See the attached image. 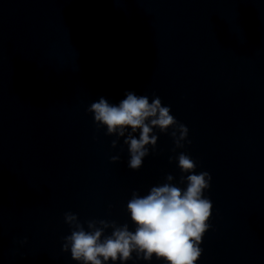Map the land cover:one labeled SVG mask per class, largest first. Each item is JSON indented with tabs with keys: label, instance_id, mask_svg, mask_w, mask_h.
Returning a JSON list of instances; mask_svg holds the SVG:
<instances>
[{
	"label": "clouds",
	"instance_id": "1",
	"mask_svg": "<svg viewBox=\"0 0 264 264\" xmlns=\"http://www.w3.org/2000/svg\"><path fill=\"white\" fill-rule=\"evenodd\" d=\"M87 111L93 114L97 128L106 127V135L117 137L112 141L113 148L119 138L125 137L130 156L128 167L132 170L142 167L149 155V145L155 149L158 136L154 129L162 133L173 129L170 135L176 148H182V141L188 136V128L170 114V107L163 106L158 96L150 103L147 96L129 91L118 104H110L101 97ZM176 159L179 169L186 174L180 177V183H186V188L171 183L174 177L169 174L166 183L151 187L145 196L134 191L127 211L136 225L135 231H130L127 224L117 225L106 220L86 221L88 230H85L77 215L68 212L65 222L72 231L64 237L62 250H70L71 258L80 264L109 261L125 264L133 258V253L145 261L155 257L165 264H196L202 253L199 245L210 227L213 205L204 191L210 187L211 176L208 172L197 174L196 162L183 152ZM111 160L117 162L119 157L113 156ZM109 228L111 234L105 235Z\"/></svg>",
	"mask_w": 264,
	"mask_h": 264
}]
</instances>
